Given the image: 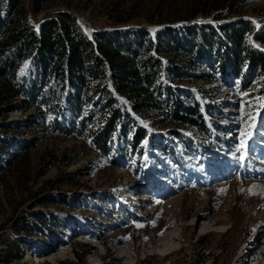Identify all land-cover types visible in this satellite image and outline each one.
I'll use <instances>...</instances> for the list:
<instances>
[{
  "label": "rangeland",
  "instance_id": "374dc122",
  "mask_svg": "<svg viewBox=\"0 0 264 264\" xmlns=\"http://www.w3.org/2000/svg\"><path fill=\"white\" fill-rule=\"evenodd\" d=\"M61 12L94 46L118 33L137 39L136 62L159 58L156 85L174 88L185 105L197 100L208 128L165 107L131 108L150 134L132 148L131 122L105 152L93 135L108 111L89 100L83 128L60 86L50 102L24 95L15 81L31 71L26 55L16 78L0 73V264H264V144L253 151V132L264 127V71L244 65L235 74L227 63L222 77L217 54L191 58L173 45L174 36L190 38L189 26L243 21L246 42L264 53V0H0V44ZM105 67L104 78L91 79L104 89Z\"/></svg>",
  "mask_w": 264,
  "mask_h": 264
},
{
  "label": "trees",
  "instance_id": "16d2710c",
  "mask_svg": "<svg viewBox=\"0 0 264 264\" xmlns=\"http://www.w3.org/2000/svg\"><path fill=\"white\" fill-rule=\"evenodd\" d=\"M11 2L16 5V0ZM190 27V38L173 37V45H180L181 52L188 50L191 58L217 54L212 61L214 68L220 69L222 77L230 72L228 67H231L235 74H240L244 65H249V71L254 70L256 74L263 73L264 53L246 42L245 32L251 29H247L243 21L225 23L217 27ZM131 38L126 33H118L115 40L105 37L94 46L74 18L61 12L56 17H46L39 21L31 32H19L11 40V44H0V73L11 71L13 78H16V63L26 55H31V71L15 81L24 95L30 97L38 94L44 102H50V92L60 86L70 95L66 103L71 104L80 114L89 100L95 105L99 102L100 112L108 111V114L103 115V124L93 136L99 148L105 152L111 150L112 144L115 143L112 141L114 133L120 130L123 135L131 122L136 127L130 144L132 148L137 147L150 134L147 127L136 120L131 108L140 112L144 109L161 110L165 107L167 115L175 120L207 130L200 103L196 100L195 105H185L179 101V93L174 88L167 87L164 91L161 85H156L161 75V60L150 55L138 64L135 54L139 41H131ZM107 64L112 69L111 87L104 89L101 84L95 86L97 81L93 82L91 79L104 78ZM170 68L171 72L181 75L180 68L174 63L169 65V71ZM203 77L208 79L210 75L204 74ZM118 93L127 98L129 106L120 101ZM153 93L160 95L155 97ZM163 93L166 96L161 99ZM97 94H100V97L96 99ZM207 110L209 111V107ZM82 116L83 114L80 116L79 127L84 128L88 118ZM55 122L57 128H64L63 124L59 123V118H56ZM117 138H120V134Z\"/></svg>",
  "mask_w": 264,
  "mask_h": 264
},
{
  "label": "snow or ice",
  "instance_id": "6c2138e0",
  "mask_svg": "<svg viewBox=\"0 0 264 264\" xmlns=\"http://www.w3.org/2000/svg\"><path fill=\"white\" fill-rule=\"evenodd\" d=\"M261 125H264V120L261 121ZM245 135H247V134H245ZM253 135L260 137L259 141H255V140L253 141V151H254L257 143L264 144V127L256 129L253 132ZM241 149H243L244 154L247 155V146L245 144L241 143L240 148L237 149V151H240ZM237 159L239 160L240 157H237Z\"/></svg>",
  "mask_w": 264,
  "mask_h": 264
},
{
  "label": "bare ground",
  "instance_id": "6f19581e",
  "mask_svg": "<svg viewBox=\"0 0 264 264\" xmlns=\"http://www.w3.org/2000/svg\"><path fill=\"white\" fill-rule=\"evenodd\" d=\"M33 258L35 259V261H41L42 259H44V257H42V255H39L38 252H35L33 254Z\"/></svg>",
  "mask_w": 264,
  "mask_h": 264
}]
</instances>
